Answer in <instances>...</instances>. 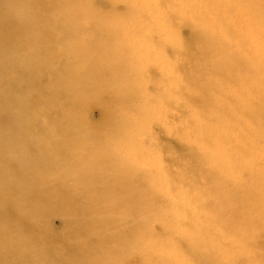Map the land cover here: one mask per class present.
Returning a JSON list of instances; mask_svg holds the SVG:
<instances>
[{"label":"bare ground","instance_id":"obj_1","mask_svg":"<svg viewBox=\"0 0 264 264\" xmlns=\"http://www.w3.org/2000/svg\"><path fill=\"white\" fill-rule=\"evenodd\" d=\"M213 1L222 3L221 11L204 16L217 23L219 32L206 33L187 21L174 25L173 13H163L172 43L162 49L179 56L172 70L181 79L177 90H183L188 96L184 101L193 105L204 102L205 88L193 83L196 70H184L180 64L208 63L213 75L229 70L232 77L238 75L247 85L258 81L260 75L256 69L249 77L244 61L247 63L251 54L243 51L245 42L235 36L230 23L233 10L241 13L246 9L251 28L264 27V0ZM117 2L126 1L0 0V264H57L54 261L61 258L59 252L43 248L53 243L64 245L74 254L73 260H82L71 261L73 264H102L101 260L104 264H143L144 256L149 257L142 252L144 242L165 235L161 228L152 226L161 219L154 210L161 198L146 185L165 183L170 188L173 166L166 164L169 160L178 169L183 168L181 157L186 147L182 141H176L180 140L178 135L169 136L174 144L155 140L156 144L142 149L146 157L154 152L160 157V169L149 177L141 173L138 160L132 163L123 157L124 152L115 151L131 142L130 136L126 140L116 137L109 146L102 142L115 135L111 121L117 118L123 129L130 128L131 135L139 133L148 140L156 139L145 130L156 115L141 114L145 125L129 122L132 115L138 116L131 106L138 100L141 88L133 84L119 52L120 39L116 38L115 27L124 15H115L119 19L111 20L95 7L107 4L111 9ZM186 11L192 13L193 9L188 7ZM147 13L145 10L142 17H149ZM179 28L192 32L191 42L172 33ZM233 40L239 48L237 56L231 53ZM70 57L75 59L72 65L66 62ZM34 92L51 98L56 93L65 95L63 106L68 108L69 119L57 133L49 127L36 135L32 133L29 114L33 107L47 102L46 97L31 100ZM240 102L234 118L239 128L236 141L244 136L252 140L255 136L248 133L247 126H255L260 139H264V98L248 94L242 95ZM116 103L117 115L112 112ZM165 106L171 109L172 103L165 101ZM90 107H100L107 113L99 128L86 120ZM126 111L131 112L130 116L124 115ZM263 149L264 143L259 150ZM231 152L225 153L226 161L216 165L242 164V157L234 159V156L248 151L246 146L236 144ZM163 155L168 156L167 160L163 161ZM245 173L241 177H247ZM66 185L73 189L69 195L62 192ZM254 203L250 192L243 193L234 207H224L229 218L217 215L213 224L243 242L253 235L251 222L258 217ZM53 214L64 221L60 233L50 232L48 221ZM198 217L202 214L198 213L194 219ZM185 218L180 215L179 227L192 223ZM236 220L241 223L238 232L233 228ZM166 235L168 239L173 237ZM210 238L206 233V242L198 248L186 243L184 235L178 241L171 238L170 243L175 252L184 249L198 263L234 264L229 260H236V255L226 250V244L222 246L215 237L209 241Z\"/></svg>","mask_w":264,"mask_h":264},{"label":"rangeland","instance_id":"obj_2","mask_svg":"<svg viewBox=\"0 0 264 264\" xmlns=\"http://www.w3.org/2000/svg\"><path fill=\"white\" fill-rule=\"evenodd\" d=\"M125 1L115 3L111 9L107 4H98L95 7L111 20L119 19L115 15H124L123 19L116 20L115 27L116 38L120 39L119 52L126 61V69L133 77V84L141 88L137 94L138 100L131 106L137 110L138 116L132 115L129 122L132 125L135 122L137 125H145L141 114L145 116L152 114L153 117L156 115L154 120L156 123L151 120L145 127L146 132L149 131L156 139L148 140L139 133L131 135L130 128L123 129L120 119L117 118L111 121L115 135L104 138L102 142L109 146L114 144L113 140L117 139L116 137L126 140L130 136L129 138L133 140L126 142L125 147L115 148V151L124 152L123 157L132 163L138 160L141 173L147 177L156 174L160 169L161 163L158 160L160 157L156 156V152L146 157L142 149L150 147V144H156L155 140L162 144H174L169 137L171 135H178L180 140H175L179 143L182 141L186 147L181 157L183 168L178 169L177 165L169 162L170 160L166 163L173 166L170 170L173 178L170 188L165 183H159L157 186L146 185L149 191L161 198V202L154 206V210L161 216V219L154 221L152 226L161 228L165 235L144 242L142 252L149 257L141 258L143 264H205V262H195L188 253H185L187 251L184 249L181 250L182 252H175L170 241L171 238L178 241V238L184 235L186 243L198 248L206 242V233L212 239L215 237L222 246L226 244V250L236 255V260H229L234 264H264V217L261 216V213H264V203L261 202L264 200V149L259 150L264 139H260L255 126H247L248 133L255 136L251 137L252 140L244 136L236 141L239 128L234 122L236 110L241 107L240 97L242 95L252 94L261 99L264 98V77H262L264 76V27L254 26L252 29L250 15L246 9L241 13L232 11L234 18L230 26L232 25L235 36L245 42L246 48L243 51L251 54L250 60L247 61L248 64L244 61L245 69L249 70V77L254 75L256 69L260 73L258 81L254 83L247 85L238 75L232 77L229 70L213 75L208 63L194 65L188 61L180 64L184 70H196L198 74H194L193 83L205 88L204 102L200 105H193L184 101L188 96L183 90H177L181 79L172 70L176 67L179 56L162 49V46L172 43V34L167 31V21L163 18V13L166 11L173 13L174 17L171 21L174 25L187 21L193 27L201 28L206 33L219 32L217 23L204 15L207 13L213 16L221 11L222 3L213 0H187L186 2L158 0V3L156 0ZM188 7L193 9L192 13L186 11ZM145 10L148 11L146 15L149 17H142L145 16L142 14ZM172 33L179 35L184 41L191 42L189 39L192 32L188 29L179 28ZM233 41L231 53L237 56L239 48L236 41ZM66 62L72 65L75 59L70 57ZM34 93L30 95L31 100L46 97L47 102L33 107L29 114L32 133L36 135L44 127H49L57 133L62 124L69 119L68 108L63 106L66 104L65 95L56 93L51 98V96ZM190 97L188 100L192 102ZM165 101L172 103L171 109L165 106ZM103 102L106 106V99ZM112 112H115V115L118 114L117 103ZM126 113L129 116L131 114L126 111L124 115ZM106 117L107 113L100 107H90L86 120L93 127L99 128L105 122ZM162 132L164 135L161 134ZM102 134L105 136L106 133ZM236 144L246 146L247 154L244 152V154L239 153L242 156H234V159L242 157L240 162L245 164L216 165L226 161L225 153H233L231 151ZM177 146L179 147L178 143ZM254 148L255 151H252ZM179 154L181 153L179 152L177 157ZM253 154L255 157H252ZM167 157L163 155V161L167 160ZM222 166H225L223 170ZM243 173L248 176L243 177ZM62 192L69 195L73 189L66 185L62 188ZM245 192H250L256 200L253 210L258 217L251 222L253 235L239 242L234 235L230 237L232 233L221 232L220 227L217 228L213 222L217 219V215L227 220L229 217L226 216L229 213L228 209L223 211L224 207H234L238 198ZM79 209L83 210L81 206ZM198 213H201L202 217L194 219ZM180 215L186 216L185 220L192 223L179 227ZM231 220L233 221L232 218ZM236 221L237 225L233 228L238 232L241 223ZM48 225L51 233H60L64 227V221L59 215L53 214ZM217 225L220 224L217 223ZM231 231L234 232L233 229ZM166 234L173 237L168 239ZM212 239L210 238L209 241ZM5 241L4 239L3 243ZM43 248L59 252L61 258L54 261L57 264H73L71 261L77 263L82 261L81 259V261L73 260L74 254L72 255L67 248H64V245L53 243ZM101 262L105 263L103 260Z\"/></svg>","mask_w":264,"mask_h":264}]
</instances>
